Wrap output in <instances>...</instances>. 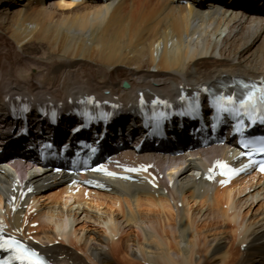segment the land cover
Returning a JSON list of instances; mask_svg holds the SVG:
<instances>
[{"label": "bare ground", "instance_id": "6f19581e", "mask_svg": "<svg viewBox=\"0 0 264 264\" xmlns=\"http://www.w3.org/2000/svg\"><path fill=\"white\" fill-rule=\"evenodd\" d=\"M203 3L0 0V32L23 57L20 64L29 63L24 46L38 44L47 52L37 58L44 67L39 74L45 77L43 81L32 89L6 68L5 73L0 71V96L63 105L57 107L53 125L34 104L26 112L17 113L15 109L13 113L0 98V231L27 232L39 243L60 240L58 246L33 245L51 264H87L64 242L89 250L88 259L93 264H137L123 254L130 248L124 241L131 238L136 250L132 254L146 264H264V233L249 232L252 225L233 212L235 196L251 193L260 183L264 190V177L244 175L223 188L205 183L202 171L214 158H224L228 149L233 152V146L201 145L193 133L199 127L200 134L202 125L179 113L164 121L157 131L156 126L148 127L143 122L136 108L140 94L174 99L180 86L195 90L237 77L264 79V0ZM255 44L259 48L251 54ZM122 82L128 83L127 89L121 88ZM93 95L115 101L120 108L107 120L88 124L86 132H73L81 125V118L72 103ZM58 133L67 137L63 144L85 134L98 140L112 161L153 167L133 183L100 174L41 171L37 152L31 147L38 141L60 142ZM134 135L144 142L137 151L129 142ZM150 182L157 184V189L150 187ZM12 188L29 190L14 206L9 204ZM40 198L51 203L41 206ZM220 202L221 206L226 204V211H219ZM190 204L195 205L192 211ZM205 207L212 221L199 225L195 217ZM90 209L103 228L99 241L111 245L112 259L90 247L95 231L84 233L74 228L77 215L88 214ZM214 210L216 213H212ZM30 212L37 216L33 221L44 218V224L24 227L31 219ZM119 217L128 231L119 227ZM237 218L240 223L235 224L239 229L235 240L245 248L244 253L233 257L219 243L218 228L224 221L235 222ZM145 223H149V229L143 227ZM133 233L135 238L131 237Z\"/></svg>", "mask_w": 264, "mask_h": 264}, {"label": "rangeland", "instance_id": "374dc122", "mask_svg": "<svg viewBox=\"0 0 264 264\" xmlns=\"http://www.w3.org/2000/svg\"><path fill=\"white\" fill-rule=\"evenodd\" d=\"M203 4H206V3L204 2ZM263 6L264 5H262V8H263ZM258 9H261V8H258ZM258 48H259L258 45L255 44L250 50L251 54L253 52L257 51ZM254 49H256V50H254ZM250 51H249V54H250ZM23 52H24L25 56L27 58H29L28 64H26V63L20 64V61L23 57L18 55V53L14 50L13 45L8 41V39L3 35V33L0 32V71L5 73L4 70H6V68L9 69L10 71L13 70L18 79L25 81V83H27L29 85V87L33 89L34 87L37 86L39 81H43L45 79L44 76L39 75L40 72L43 71L44 67L40 64L42 62L40 60H37V58H41L40 56L47 54V52L42 48V46H40L38 44H32V45L24 46ZM33 61H34V63H32ZM4 84H5V80H4ZM132 140H134V139H132ZM19 145H20V143H18V146ZM24 151L27 152V150H24ZM154 171H155V168H154ZM159 176L161 177V175H158V178H159ZM260 188L262 189L261 183H260V186L258 188L252 189L253 192H254V190H255V192L257 190L260 191L259 194L256 195L255 198H253L254 200L251 198L250 195H253L255 192L253 193L251 190H250L251 193L245 192V193L239 194L238 196H235V198H234V201L236 202V206H235V210L233 212L241 215L242 217L244 216L246 222L252 225L249 232L264 233V220L262 219V213L264 212V190H261ZM50 203H51V200H46L45 198H42V199L40 198L39 204L41 206L42 205L48 206ZM221 203L222 202H220V204H219V211L224 212L227 210V208L225 206L226 204H222V206H221ZM104 206H106V205H104ZM178 206H180V205H178ZM190 206H192V208H191V211H192L194 209L195 205L190 204ZM102 208H104V207H102ZM212 213H216L215 210L212 211ZM94 214H95L94 210H91V209L88 210V214H86V213L80 214L79 213L76 217L77 219L75 221L74 228L77 230L82 229L84 231V233L95 231V233H96L94 236L95 239L89 243L91 245L90 247L93 249H96L98 251L99 250L102 251L105 255H107V257L112 259V256L110 254V251H111L110 246L111 245H108L109 243L104 244L103 242L99 241L98 236L100 237L102 235L103 228H102L101 224L99 223V221H97V217ZM227 214L230 215L231 212L228 211ZM32 216H33V218L30 219V221H33L35 218H37V216H35L34 214ZM195 218H196V223H198L199 225H204V223L207 224L208 222L212 221V214H210V212L205 207L202 209V212L199 215H197ZM94 219H95V221H94ZM44 220H45L44 218H39L38 221H33V222L29 223L28 227L31 229L36 228L37 227L36 224L37 223L44 224ZM239 221H240V218H239V220L237 218L235 222L224 221V223H222L220 225V227L218 228V230L220 232L222 230L225 231V233L222 232L221 235H220V232L218 233L220 236V237L218 236V238H217V239L220 238L219 243L223 244L226 247V250L231 252L233 257H237V256L241 255L242 253H244V252H242V250L245 248V244L239 246V243L236 241L238 233H239L238 232L239 229L237 228L236 225L238 223H240ZM118 223H119V227L121 229L125 228V231H128L127 227H125V225L123 224V221L120 219V217L118 218ZM143 227L146 229H149V223L143 224ZM234 231H235V233H234ZM135 236H136V234H134V233L131 234V237L135 238ZM114 238H113V240H114V242H116L117 236ZM128 240L124 241V243L126 245L129 244L130 248H128V250H127L128 252L123 251V254L127 255L128 259L137 262V264H146L143 261H137L136 257L132 254V253L136 252L135 248L132 246V243L130 241V240H132V238L128 239ZM59 241L60 240H56L54 243H47L46 241H42V242L40 241L41 242L40 245L41 246H49V247L58 246ZM64 244H65V246L71 248V251L75 252L78 256L82 257L87 262V264H93L92 259H88V257H90V251L89 250L82 251V250L77 249L79 247L78 245H71V244H68L65 242H64ZM118 254L119 255L122 254L120 247H119ZM195 258L197 259L198 257L195 256ZM117 263L123 264L122 262L121 263L117 262Z\"/></svg>", "mask_w": 264, "mask_h": 264}, {"label": "water", "instance_id": "95a60500", "mask_svg": "<svg viewBox=\"0 0 264 264\" xmlns=\"http://www.w3.org/2000/svg\"><path fill=\"white\" fill-rule=\"evenodd\" d=\"M124 87H128V85L126 83L123 84Z\"/></svg>", "mask_w": 264, "mask_h": 264}]
</instances>
